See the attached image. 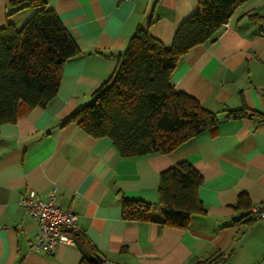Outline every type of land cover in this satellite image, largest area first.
I'll use <instances>...</instances> for the list:
<instances>
[{
    "label": "crops",
    "instance_id": "crops-1",
    "mask_svg": "<svg viewBox=\"0 0 264 264\" xmlns=\"http://www.w3.org/2000/svg\"><path fill=\"white\" fill-rule=\"evenodd\" d=\"M42 1L79 53L64 62L58 91L45 106L0 125V264H79L84 254L93 256L76 242L53 253L32 251L37 223L18 204L27 191L43 201L53 193L63 211L75 213L78 232L103 264H264V220L242 214L264 202V18L250 17L264 16V0L237 4L215 39L192 47L172 73L176 90L218 115L216 132L168 154L130 157L120 156L110 138L65 120L111 75L137 27L168 45L198 0ZM8 4L0 0V26L19 27L35 10L8 16ZM241 107L257 114L225 117ZM180 162L202 176L205 212L187 228L158 222L160 173ZM242 193L247 199L239 205ZM123 196L152 203V220H124Z\"/></svg>",
    "mask_w": 264,
    "mask_h": 264
},
{
    "label": "trees",
    "instance_id": "trees-1",
    "mask_svg": "<svg viewBox=\"0 0 264 264\" xmlns=\"http://www.w3.org/2000/svg\"><path fill=\"white\" fill-rule=\"evenodd\" d=\"M242 1L198 0L197 11L177 27L168 45L153 37L148 28L137 27L119 53L111 75L65 122H77L95 137L110 138L124 157L168 154L202 133L214 134L218 115L193 96L176 90L171 76L192 47L215 39L233 8ZM26 7L35 10L21 26L10 22L0 26V125L14 122L35 106H45L58 91L64 62L79 53L72 35L42 0H9L7 15ZM250 17L264 18L256 14ZM256 114L241 107L227 109L225 117L240 119ZM201 182L200 173L187 162L163 170L158 188V222L187 228L192 216L203 214L205 207L198 197ZM246 199L240 194L239 205ZM152 207L143 199L123 196L122 218L151 221ZM71 234L74 242L93 254H84L79 264L104 263L83 234Z\"/></svg>",
    "mask_w": 264,
    "mask_h": 264
},
{
    "label": "built area",
    "instance_id": "built-area-1",
    "mask_svg": "<svg viewBox=\"0 0 264 264\" xmlns=\"http://www.w3.org/2000/svg\"><path fill=\"white\" fill-rule=\"evenodd\" d=\"M18 204L37 223L38 231L30 246L32 251L53 253L60 244L74 243L71 233L78 231L77 215L63 211L55 202L53 193L43 201L34 191H27L21 194ZM249 213L264 220V202L249 207L242 214Z\"/></svg>",
    "mask_w": 264,
    "mask_h": 264
}]
</instances>
